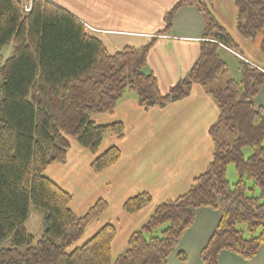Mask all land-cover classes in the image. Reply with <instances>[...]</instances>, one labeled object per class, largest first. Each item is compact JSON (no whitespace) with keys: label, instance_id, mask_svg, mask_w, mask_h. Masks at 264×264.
Returning a JSON list of instances; mask_svg holds the SVG:
<instances>
[{"label":"trees","instance_id":"obj_1","mask_svg":"<svg viewBox=\"0 0 264 264\" xmlns=\"http://www.w3.org/2000/svg\"><path fill=\"white\" fill-rule=\"evenodd\" d=\"M233 2L238 34L247 41L262 36L264 55V0ZM185 6H197L203 14L204 41L187 76L163 94L157 78L145 71L154 38L141 48L110 54L83 24L46 0H33L30 13L24 12L21 0H0V61L4 48L14 47L0 67V264H112L117 236L113 224L75 247L108 211V202L100 199L78 217L71 208L72 195L46 171L65 163L72 139L97 154L107 134L123 138L122 123L97 125L93 118L112 113L126 93L136 94L145 109L163 107L186 97L195 84L206 88L219 109L210 135L226 127L236 131L237 139L232 145L217 143L206 171L187 193L156 207L114 264H168L200 209L220 213L201 251L202 264H219L222 252L243 260L257 256L264 246V108L256 106L255 98L264 85V73L247 66L239 81L217 85L228 73L220 52L225 47L237 53V45L213 18L210 0H179L164 16L161 33L170 30L175 14ZM246 148L252 150L248 159ZM120 156L121 151L111 147L91 168L101 173ZM231 164L240 177L233 186L227 179ZM255 189L260 196H254ZM151 201L150 194L141 193L127 200L123 209L133 214ZM31 206L45 216L38 241L25 228ZM242 224L251 234L248 239L239 229ZM178 257L187 260L183 251Z\"/></svg>","mask_w":264,"mask_h":264},{"label":"crops","instance_id":"obj_2","mask_svg":"<svg viewBox=\"0 0 264 264\" xmlns=\"http://www.w3.org/2000/svg\"><path fill=\"white\" fill-rule=\"evenodd\" d=\"M21 1L26 4L29 0ZM46 1L71 14L87 30H93L92 33L110 54H116L126 47L141 48L154 38L145 71L157 78L163 94L187 76L200 55L206 22L197 6L180 8L174 16L172 27L163 34L164 16L179 0ZM222 2L210 0L211 13L235 41L238 48L236 54L264 73L262 36L247 41L238 34L237 10L233 0H227L231 2L229 15L233 31L226 30L220 18L222 9L220 11L219 6ZM221 51L240 61L229 50ZM240 64L241 78L246 64L242 61ZM255 104L264 108V85L255 98ZM218 118L219 109L215 101L199 84L193 85L191 92L182 99L163 107L147 109L141 106L136 94L128 92L112 113L93 118L97 125L122 123L124 137L120 139L114 134H107L97 154L72 139L65 163L50 166L46 175L72 195L71 208L78 217L84 216L98 200L108 202V211L87 229L85 235L91 238L105 225H115L117 236L112 244V258L117 259L126 251L131 235L147 223L158 205L187 193L193 180L206 171L213 161L216 147L210 129ZM111 147L121 151L119 160L105 171L94 173L92 163ZM77 187L84 191L78 202L71 191ZM141 193L150 194L152 201L141 211L127 214L123 209L124 204ZM198 212L193 228L183 238L186 246L191 244L190 249L197 240L201 254L220 216L210 209H200ZM188 251L183 252L187 255ZM219 264H264V246L251 260L222 252Z\"/></svg>","mask_w":264,"mask_h":264},{"label":"rangeland","instance_id":"obj_3","mask_svg":"<svg viewBox=\"0 0 264 264\" xmlns=\"http://www.w3.org/2000/svg\"><path fill=\"white\" fill-rule=\"evenodd\" d=\"M219 8H220V11L222 9V11H221L222 15H220V18L223 19V22L225 23V26H226V30L233 31L232 27H231L232 21H231L230 15H229V14H231V11H230L231 10V2H227V0H225V1L223 0L222 5H221V7L219 6ZM212 16L215 19L214 14H212ZM13 49H14L13 44L8 45L4 48V50L2 52L3 58L0 61V67L4 64V62L9 57H11V55L13 53ZM220 55L228 65L227 75L225 77H223L221 79V81L219 82L220 86L224 87L225 83L227 82L228 79L232 78V79H236L237 81L240 79L241 64H240V61L238 59H236L235 57L225 53L224 51H221ZM237 136L238 135H237L236 131L230 130L226 127H221L217 130V132L212 137H213V140L216 142V145H217V143H228V144L232 145L236 141ZM141 138L142 137H139L138 139H141ZM251 154H252V150L250 148H246L244 150L245 159H248L251 156ZM227 179H228L231 186L235 185L240 179L239 174L236 171L235 165H233V164L229 165V167H228ZM247 185L249 187L253 186L249 182L247 183ZM71 191L73 193V196H74V199L76 202H78V200H80L82 198V194L84 193V191H82V189L79 187L74 188ZM254 196H257V197L260 196V191L258 189H255ZM198 211L199 210L196 211V216H197V214H199ZM218 215L220 216L219 212H218ZM196 216H195L194 224L196 221ZM44 217L45 216H44L43 211H41L40 209H38L34 206L30 207L29 217H28L27 221L25 222V228L29 231V233H31L35 237V241H38L42 237V234L44 232V228H45ZM194 224H193V226H194ZM193 226L189 230H191L193 228ZM239 229L244 233L245 238L248 239L251 237V234L248 232L246 225H244V224L240 225ZM188 231H187V233H188ZM89 232L90 231H88L87 233L90 234ZM187 233H185V234H187ZM259 233L260 232H257L254 235L257 236ZM185 234H184V236H186ZM89 238H90V236H88L87 234L84 235V237L79 241V243H77L75 245V247L82 245ZM184 238L181 239L177 250L170 256V258L168 260V264H202L200 254H199L200 248L199 249L197 248V240L192 244V248L190 249L189 247L191 246V244H188L186 246L187 242ZM4 246L8 247L9 242L6 241L4 243ZM184 250H189L188 254H187L188 258H187L186 262L181 261L178 257L179 252H182ZM115 260L116 259L112 258V264H114Z\"/></svg>","mask_w":264,"mask_h":264},{"label":"built area","instance_id":"obj_4","mask_svg":"<svg viewBox=\"0 0 264 264\" xmlns=\"http://www.w3.org/2000/svg\"><path fill=\"white\" fill-rule=\"evenodd\" d=\"M24 12L25 13H29L32 11V8H33V0H29L25 5H24ZM223 47V46H222ZM225 48V47H223ZM241 60H244L243 58L240 57ZM246 61V60H244ZM247 62V61H246Z\"/></svg>","mask_w":264,"mask_h":264}]
</instances>
